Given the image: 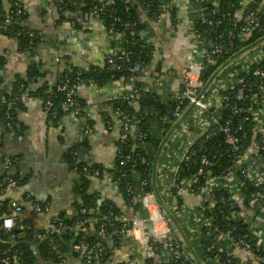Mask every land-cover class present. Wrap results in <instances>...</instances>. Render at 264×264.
<instances>
[{"label":"built area","instance_id":"obj_1","mask_svg":"<svg viewBox=\"0 0 264 264\" xmlns=\"http://www.w3.org/2000/svg\"><path fill=\"white\" fill-rule=\"evenodd\" d=\"M189 1L191 58L186 68L177 74L162 67L154 74L151 66L145 69L134 62L130 67L131 73L140 75L138 78L150 75L153 79V86L149 89L142 86L141 91L162 93L165 98L170 95L175 102L169 127L160 129L161 134L156 137L161 145L158 152L149 156L136 152L137 144L145 147L149 136L141 129V120L134 113H138L140 90L135 89L133 83L138 78L132 76L127 81L121 78L124 85L128 84L119 96L108 100L120 103L116 108L105 105L110 117L105 129L118 144H115L114 155L123 154L125 146L132 147L135 155L134 160L131 154H123L119 166L128 167L135 161L142 164L138 178V189L143 193L139 198L142 213L135 212L128 218L121 216L120 232L123 238L148 246L156 255L164 254L163 260L153 264H264V66L257 67L264 62V19L260 24L264 0L255 4V0H230L224 12L219 9L220 0ZM122 2L129 7L137 0ZM109 3L112 0H107L105 5ZM164 5V13L152 21L143 34L155 30L164 16L173 30L180 27L183 20L176 12L174 0ZM91 15L99 20L100 9H91ZM142 19L147 23L144 15ZM8 27L7 18L0 20L1 31H8ZM107 33L115 41L121 39V34L114 33L112 28ZM27 38L33 44L36 35L28 33ZM153 48L151 57L155 61L157 47L153 45ZM128 55L125 50L109 48L103 62L109 69L119 70L129 62ZM66 69L57 74V81L60 78L62 81L57 91L64 94L60 111L63 117L85 119L86 107L75 99L80 82L72 85L67 75L60 77ZM89 86L95 85L89 81ZM12 106L13 103L8 104V113ZM52 108L53 98L48 92L43 111L54 119L58 113ZM224 112L226 118L221 117ZM143 113L146 115V110ZM7 117L11 120L9 114ZM234 117L240 119L237 129L233 128ZM165 122L166 119L161 118L159 125L163 127ZM245 123L252 124L250 144L237 134ZM6 126L12 129L10 123ZM15 130L19 132L18 125ZM154 131H158V126L151 129V136ZM85 133L92 134V126L86 124ZM256 136L258 142L253 140ZM211 143L216 146L209 147ZM223 156L231 158L234 165L223 171L226 177L222 179L213 176L211 170ZM1 160L0 188L3 191L16 185L17 180L13 173L15 158L3 154ZM83 173L99 177L98 171L90 172L88 168H84ZM108 178L112 182V178ZM248 182L253 188L247 194L245 206L242 189ZM216 192L228 195L223 202L224 209L217 211L220 227L212 224L214 217L209 215L217 204ZM186 199H192V204L188 205ZM4 202H0V229L11 233L23 211V203ZM32 209L35 216L48 212V207L40 203H33ZM80 213L86 211L81 209ZM84 224L76 227L85 232ZM117 233L118 229L108 232L104 223L99 227L102 239ZM80 247L85 249L83 258L87 262L93 255L106 254L100 242L92 247L81 243ZM203 254H208L209 260L203 259ZM20 256L0 247V264L16 263Z\"/></svg>","mask_w":264,"mask_h":264},{"label":"crops","instance_id":"obj_2","mask_svg":"<svg viewBox=\"0 0 264 264\" xmlns=\"http://www.w3.org/2000/svg\"><path fill=\"white\" fill-rule=\"evenodd\" d=\"M18 2L25 10V26L39 36L40 42L32 50L21 51L16 40L0 34V57L5 59L0 71L4 90L10 92L16 80L24 78L32 66L38 69L41 76L36 84L28 86L15 107L16 119L23 128L22 134L10 132L3 138L2 153L15 158L13 173L17 184L0 192V202L16 200L23 203L15 230L21 232L30 226L47 233L51 228L58 229L59 224L71 220L80 202L75 191L81 178L77 169L69 163L68 155L72 153L76 163L86 167L99 165L105 170L112 168L115 139L106 131L101 115L107 112V101L119 96L128 83L124 85L120 78L102 87L80 86L76 96L85 104V119L65 116L56 124L49 122L43 111L42 98L34 95L36 90L41 86L54 87L57 74L67 65L83 70L90 66H102L111 38L102 22L91 15L92 8H87V0H69V7H65L64 11L58 4L60 0ZM174 2L176 12L183 20L180 27L173 30L168 18L163 15L165 18L156 24L155 30L149 31L148 36L157 47L155 62L161 61L163 68L178 74L191 58L188 23L191 3L189 0ZM9 9V1L0 0V10L7 13ZM137 80L145 89L154 84L150 75ZM89 122L92 134L85 133ZM1 157L0 154V177L3 175ZM88 180L90 194L110 200L123 210L121 196L106 174L102 178L88 177ZM186 200L188 205L193 202L192 199ZM33 203L46 205L48 212L35 216ZM123 215L130 217L128 213ZM56 222L58 227L53 225ZM74 232L77 237L80 227H76ZM81 250L80 246H70L69 252H79V256L74 259L69 253L61 264H82ZM110 250V258L103 264H144L146 260L160 262L164 258V254L158 256L148 246L126 237L119 241L118 247H111Z\"/></svg>","mask_w":264,"mask_h":264},{"label":"trees","instance_id":"obj_3","mask_svg":"<svg viewBox=\"0 0 264 264\" xmlns=\"http://www.w3.org/2000/svg\"><path fill=\"white\" fill-rule=\"evenodd\" d=\"M10 3V9L7 13L0 10V20L7 18L9 21L8 31H1L0 34L6 36L7 38L14 39L17 41L18 47L21 51L32 50L40 42L38 35L25 26L26 23V14L25 10L19 4L18 0H8ZM169 0H137L136 4L126 7L122 0H112V3L105 5L107 1L97 2L87 0V8H97L100 9L99 20L102 22L103 27L106 32H109L110 28L113 29L114 33H120L121 39L115 41L111 37L109 48L112 50L121 49L125 50L128 55L129 62L124 65L119 70H111L105 62L102 63V66H90L86 70L80 69L78 67L67 65V69L61 73L60 77L67 75L70 84L74 85L80 82V86H88V82L92 83L97 87H102L107 84H111L113 81H118L120 78L128 80L130 77L135 76L138 78L140 75L131 73L130 67L134 62H137L141 67L147 69L156 63L155 68L152 73H159L162 70L161 61H153L151 57V52L154 49L152 42L149 40L150 37L148 34H143L145 31H148L150 23L156 18H159L164 13L165 2ZM230 0H220L219 9L221 12L227 10V6ZM233 2V1H232ZM69 0H60L58 2L61 9L64 11L65 7H69ZM255 3H259V0H255ZM253 3L249 6L252 7ZM87 10V9H86ZM17 12H19L17 14ZM145 16L147 23L142 19V16ZM264 12L260 14V24L263 22ZM117 20V21H116ZM264 26V25H263ZM264 32V30H263ZM28 33H34L36 39L33 44L29 43L27 38ZM67 59V58H66ZM5 59L0 57V71L4 65ZM264 62L259 64L257 67H263ZM41 74L38 72V69L35 66L30 67L27 70V73L24 78H18L16 82L12 85L10 92L5 91L2 79L0 77V154L2 153L3 138L5 134L13 132L21 135L23 132L22 126L18 123L15 114V107L21 100L23 92L32 84H36L39 80ZM61 78L57 81L54 87H39L34 95H39L42 98L44 104L48 92H51L53 98V108L52 111L58 113V117L52 119L50 115H46L47 119L51 123H58L61 118L64 116V113L60 111V103L64 99V94L57 91V85L61 84ZM135 89H139L138 94L140 99L138 100V113L134 112L135 115L141 120V129L148 132L149 136L145 141V147L137 144L136 152L142 153L144 156H149L156 154L159 150V142L156 138L159 134V131L162 128H168L172 121V111L175 106V102L170 98V95L165 98L162 93H155L153 91H141L142 85L135 80L133 83ZM168 94V93H167ZM166 94V95H167ZM75 99L83 103L77 96ZM9 103H13V106L10 108L9 113L7 112V106ZM120 102L116 100L108 101L105 105H110L112 108H116ZM84 104V103H83ZM85 105V104H84ZM125 107V104H124ZM129 108V107H128ZM126 108L129 111L131 108ZM146 110V115L143 111ZM7 114L10 115L8 119ZM226 118V112L221 116ZM104 126L107 121H110L109 113L103 112L101 115ZM163 118L166 119L165 125L161 127L159 125V120ZM239 117L233 118V128H238ZM7 123H10L12 129H7ZM92 125L91 122L87 123ZM16 125L19 126V132L15 130ZM155 126H158V131H154L151 136V129ZM252 124L245 123L241 131H237L238 137L245 143L250 144L252 141L251 136ZM255 142L259 141V138L256 136L253 139ZM116 146L118 145L115 143ZM200 144V141L198 142ZM213 143L209 145L212 147ZM216 146V145H215ZM125 152L123 154H131V157L135 160L134 151L132 147L125 146ZM222 152V151H221ZM123 154H115L113 158L112 168L105 170L99 165L85 166L76 163L75 157L73 154L68 155L69 163L73 168H76L78 174L80 175V181L76 187L75 193L79 197V204L77 206V211L75 216L69 220L63 222L62 227H58V222L54 225L58 227L51 228L47 233L41 230H34V228H24L21 232L24 233V238L20 239L19 235L14 230L11 233H5L0 229V247L5 250H10L11 252H16L21 254L20 259L13 264H39V263H49V264H61L62 260L68 256L69 247H79L81 243L85 246L92 247L95 243L100 242L106 248L105 255H93V258L90 262H87L85 258H82V264H96V263H106L110 258L112 252L111 247L116 248L119 245V241L123 238L122 233L120 232L122 228V223H120L121 216L123 214H129L131 216L133 213L138 212L142 213L139 198L142 196V192L138 189V178L142 168V164L139 161L135 163L130 162L128 167L119 166L120 160L123 158ZM234 165V161L231 158L225 156L218 158L216 161V166L211 170L213 176L220 178H225L223 171ZM88 168L90 172L98 171L99 177H111L112 182L116 183L117 193L121 196L123 202V210L119 208L114 202L110 200H104L100 206L97 205V201L101 198L97 197L96 194H90L88 187L90 181L88 180L89 176H86L83 173V169ZM105 171V174H104ZM195 172V171H194ZM92 174V173H91ZM125 175V176H124ZM186 175L189 176V173ZM240 179V178H239ZM252 185L250 182L246 184V187L242 189L244 195V205L246 206L248 199L247 194L252 190ZM127 190H130L128 192ZM2 189L0 188V192ZM221 192V191H220ZM216 192V201L217 204L212 208L213 211L209 213L213 218L212 224L221 226L220 215L217 211L219 209H224V199L228 196L226 193ZM6 202V201H5ZM4 202V203H5ZM81 209L86 211L85 214H81ZM111 213V216H107L108 213ZM124 212V213H123ZM91 221V222H89ZM94 221V222H93ZM86 229L85 232L80 231L79 235L75 237L76 226L80 223H83ZM105 224V228L108 232L113 229H118L119 233L108 236L105 239H102L99 234V227L101 224ZM128 225H126L127 228ZM207 229L204 230V232ZM14 236V239L11 237ZM39 236L42 238H39ZM74 240V241H72ZM209 242L205 244L207 247ZM73 244V245H71ZM31 246L35 247V250H31ZM204 248V249H205ZM81 250V247H80ZM264 253V251H262ZM71 254V253H70ZM160 255V254H159ZM79 252H72L71 257L77 259ZM202 258L209 260L210 256L203 254ZM146 264H153L154 262L146 260Z\"/></svg>","mask_w":264,"mask_h":264},{"label":"water","instance_id":"obj_4","mask_svg":"<svg viewBox=\"0 0 264 264\" xmlns=\"http://www.w3.org/2000/svg\"><path fill=\"white\" fill-rule=\"evenodd\" d=\"M31 87H32V86H31ZM31 87H30V88H31ZM103 201H104V199H100V200H98V201H97V205L100 206L101 203H102ZM16 232L18 233L20 239H23V238H24V234H23V233H21L20 231H16ZM77 232H78V231H77ZM30 248H31L32 251L35 250V247H34V246H31ZM84 253H85V249H82V250H81V253H80V260H82V258H83V256H84Z\"/></svg>","mask_w":264,"mask_h":264},{"label":"rangeland","instance_id":"obj_5","mask_svg":"<svg viewBox=\"0 0 264 264\" xmlns=\"http://www.w3.org/2000/svg\"><path fill=\"white\" fill-rule=\"evenodd\" d=\"M43 223H44V221L42 222V226H43Z\"/></svg>","mask_w":264,"mask_h":264}]
</instances>
